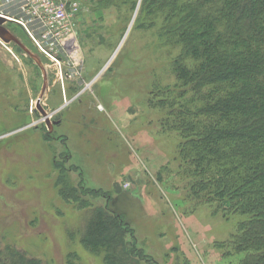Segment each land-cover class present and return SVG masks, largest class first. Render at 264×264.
<instances>
[{"label": "rangeland", "instance_id": "obj_1", "mask_svg": "<svg viewBox=\"0 0 264 264\" xmlns=\"http://www.w3.org/2000/svg\"><path fill=\"white\" fill-rule=\"evenodd\" d=\"M78 1L80 61L63 82L23 29L6 23L29 53L0 43V248L44 264H106L103 247L81 244L103 209L122 216L154 261L137 264H237L229 240L245 216L218 208L190 172L176 120L188 95L177 96L182 47L164 14L141 11L140 0ZM63 185L77 201L59 196Z\"/></svg>", "mask_w": 264, "mask_h": 264}, {"label": "trees", "instance_id": "obj_2", "mask_svg": "<svg viewBox=\"0 0 264 264\" xmlns=\"http://www.w3.org/2000/svg\"><path fill=\"white\" fill-rule=\"evenodd\" d=\"M139 8L163 13L167 34L182 47L174 64L177 96L185 89L188 95L176 120L195 184L210 189L209 198L225 213L245 216L229 240L237 264H264V0H140ZM58 192L66 202L79 198L72 187ZM108 212L97 209L85 223L84 248L103 247L106 264L154 262L135 247L122 216ZM0 264L44 263L7 245Z\"/></svg>", "mask_w": 264, "mask_h": 264}, {"label": "built area", "instance_id": "obj_3", "mask_svg": "<svg viewBox=\"0 0 264 264\" xmlns=\"http://www.w3.org/2000/svg\"><path fill=\"white\" fill-rule=\"evenodd\" d=\"M80 13L78 0H0L1 24L19 25L36 51L50 62L56 79L63 82L76 75L79 46L75 18ZM1 45L13 53L8 43ZM68 70H63V66Z\"/></svg>", "mask_w": 264, "mask_h": 264}, {"label": "water", "instance_id": "obj_4", "mask_svg": "<svg viewBox=\"0 0 264 264\" xmlns=\"http://www.w3.org/2000/svg\"><path fill=\"white\" fill-rule=\"evenodd\" d=\"M4 20L2 18H0V24L3 23ZM0 39L4 42H10L13 41L16 44H18L19 46L21 45L4 27H2L0 25ZM40 102V98L37 99V107L38 110L40 112V114L42 115V117L44 118L46 123H49V115L47 114V112L39 105ZM56 123V122H53Z\"/></svg>", "mask_w": 264, "mask_h": 264}, {"label": "bare ground", "instance_id": "obj_5", "mask_svg": "<svg viewBox=\"0 0 264 264\" xmlns=\"http://www.w3.org/2000/svg\"><path fill=\"white\" fill-rule=\"evenodd\" d=\"M115 55V54H114Z\"/></svg>", "mask_w": 264, "mask_h": 264}]
</instances>
